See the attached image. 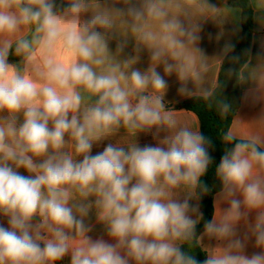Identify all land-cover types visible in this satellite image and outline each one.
<instances>
[{
    "label": "clouds",
    "instance_id": "9594fccd",
    "mask_svg": "<svg viewBox=\"0 0 264 264\" xmlns=\"http://www.w3.org/2000/svg\"><path fill=\"white\" fill-rule=\"evenodd\" d=\"M233 15L226 0H0V264H264V106L215 139L169 106L173 85L212 97L221 59L241 102L264 105V41L237 54Z\"/></svg>",
    "mask_w": 264,
    "mask_h": 264
},
{
    "label": "trees",
    "instance_id": "16d2710c",
    "mask_svg": "<svg viewBox=\"0 0 264 264\" xmlns=\"http://www.w3.org/2000/svg\"><path fill=\"white\" fill-rule=\"evenodd\" d=\"M234 5L242 10L241 36L236 45V53L239 54L242 53L244 49L250 48L254 32V10L250 0H234ZM246 61L247 58L242 56L240 63L242 64ZM233 67H239V65H234L229 60L223 59L218 77L219 87L216 88L215 94L212 97L207 100L203 98H188L178 104L170 106L193 112L198 118L199 128L213 139L216 138L217 133L221 129H227L231 126L235 113L240 106L241 90L236 86L237 82L235 76L229 72V69ZM220 99L231 101L234 105L233 110L227 117H222L217 111L216 104ZM214 155H216L218 161L219 152L217 151ZM207 180L210 185L215 183L214 176L211 172L209 173ZM202 207L206 218H210L213 211L211 196L203 201ZM200 258L203 259V256Z\"/></svg>",
    "mask_w": 264,
    "mask_h": 264
},
{
    "label": "crops",
    "instance_id": "0c3cea01",
    "mask_svg": "<svg viewBox=\"0 0 264 264\" xmlns=\"http://www.w3.org/2000/svg\"><path fill=\"white\" fill-rule=\"evenodd\" d=\"M250 2H251V0H250ZM226 3L228 6H231L232 9L234 10V15L232 18L236 22L242 24V10H241V8L234 5V0H226ZM253 10H254V18H253V31L254 32H253V37H252L250 48L252 49V54L255 55V53L260 48L261 42L264 41V30L258 29V23H257L258 13L256 12V10L254 8H253ZM207 32H211L214 35L217 32V29L213 25L209 24L206 26V33ZM240 36H241V32L239 33V35L237 37L233 38L236 45L238 44V42L240 40ZM221 43H223V41H221ZM204 47H206L208 53L210 55H212L216 52L219 45L216 44L215 40L209 41L207 39V37H205ZM222 61H223V59H221L219 64L216 65L213 72L209 74V82L210 83L214 79L218 81L219 71H220V66H221ZM236 86H237V84H236ZM237 88L241 90V97H242L243 89H241L239 86H237ZM169 99H170L169 106L178 104V103L182 102L183 100H185V99H181V98L176 96L175 85H173V87L169 93ZM262 106H264V105H256L255 107H252L250 105H245L240 101V106L235 113V116L233 118L231 126L234 127L240 133H244V132L248 131L250 129V127L252 126V122L257 118L258 113L260 111V108ZM179 110H180V114L184 120H186L187 122H189L190 124H192L194 126L199 127L198 118L193 112H190V111H187L184 109H179ZM252 250L253 249L250 247L248 249L249 253H251Z\"/></svg>",
    "mask_w": 264,
    "mask_h": 264
}]
</instances>
